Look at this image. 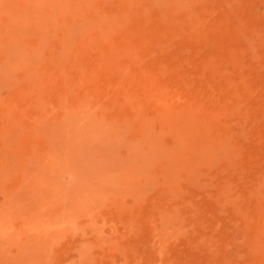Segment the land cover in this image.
<instances>
[{"label": "rangeland", "instance_id": "rangeland-1", "mask_svg": "<svg viewBox=\"0 0 264 264\" xmlns=\"http://www.w3.org/2000/svg\"><path fill=\"white\" fill-rule=\"evenodd\" d=\"M3 231L0 264H264V0H0Z\"/></svg>", "mask_w": 264, "mask_h": 264}, {"label": "bare ground", "instance_id": "bare-ground-1", "mask_svg": "<svg viewBox=\"0 0 264 264\" xmlns=\"http://www.w3.org/2000/svg\"><path fill=\"white\" fill-rule=\"evenodd\" d=\"M52 9V8H51ZM54 15V14H53ZM103 22V21H102ZM48 26V25H47ZM93 26V25H92ZM78 27V26H77ZM12 60V59H11ZM11 68H12V66H10ZM66 128H69V127H66ZM70 128H72V127H70ZM71 130V129H70ZM96 133V132H95ZM71 134V133H70ZM92 134V133H91ZM92 136V135H91ZM93 136H94V134H93ZM66 138V137H65ZM91 140V139H90ZM67 142V141H66ZM67 145V144H66ZM95 145V144H94ZM79 147V146H78ZM92 147V146H91ZM98 148V147H97ZM86 150V149H85ZM97 150V149H96ZM78 151H79V148H78ZM83 151V150H82ZM77 153H79V152H77ZM83 153V152H82ZM85 153V152H84ZM56 154V153H55ZM79 155V154H78ZM83 156H85V155H83ZM89 156V155H88ZM75 158V157H74ZM88 158V157H87ZM73 159V158H72ZM77 159H79V158H77ZM83 159V158H82ZM85 160V159H84ZM74 161H76L75 159H74ZM78 161V160H77ZM84 162V161H83ZM88 162V161H87ZM77 164V163H76ZM93 165V164H92ZM76 166V165H75ZM114 166V165H113ZM77 167V166H76ZM109 167H111V166H109ZM85 168V167H84ZM113 168H115V166L113 167ZM72 169V168H71ZM80 169H81V167H80ZM73 170V169H72ZM79 170V169H78ZM89 170V169H88ZM109 170V169H108ZM81 171H82V169H81ZM96 172V171H95ZM109 172V171H108ZM103 173V172H102ZM112 173H113V171H112ZM85 174H87V172H85ZM101 174V173H100ZM42 176V175H41ZM86 176V175H85ZM105 176V175H104ZM103 176V177H104ZM36 178V177H35ZM43 178V177H42ZM42 178L40 179V180H42ZM78 178H79V176H78ZM77 178V179H78ZM33 180V179H32ZM106 180V179H105ZM113 181V180H112ZM41 185V184H40ZM50 187V186H49ZM36 188V187H35ZM44 194H46V193H44ZM58 195V194H57ZM73 195V194H72ZM41 196V195H40ZM67 196V195H66ZM74 196H76V195H74ZM79 198V197H78ZM81 198V197H80ZM28 199V198H27ZM63 199H66V201H65V203H64V200H62V202L63 203H61V207H57L58 209L60 208V210L59 211H54V215H52L51 217H53L52 219H51V217H50V220L46 223H44V222H42V219H41V215H38L37 214V212H36V209H35V211L33 212V214H32V216H28L25 220H27L26 221V229L25 230H27L28 232H30V231H37V230H41L42 232L44 231V232H49V231H51V230H53V231H55V229H57V228H60L61 226H63L64 225V223L66 222V220L68 219V212H67V208H66V202H67V198L65 197H63ZM89 199V198H88ZM72 200V199H71ZM70 200V201H71ZM79 200V199H78ZM81 200V199H80ZM90 200V199H89ZM23 201V200H22ZM27 201V200H26ZM31 201V200H30ZM79 202V201H78ZM72 203V202H71ZM23 204V203H22ZM67 204H68V202H67ZM73 204V203H72ZM82 204V203H81ZM34 206V205H33ZM69 206H71V205H69ZM69 206H67V207H69ZM31 207V206H30ZM38 207H40V206H38ZM37 207V208H38ZM54 207V206H53ZM27 208H29V207H27ZM33 208H36V207H33ZM56 208V207H55ZM26 209V208H25ZM80 209V208H79ZM30 210V209H29ZM52 210H54V209H52ZM70 210V209H69ZM72 210H73V207H72ZM47 211V210H46ZM71 211V210H70ZM79 211V210H78ZM18 212V211H17ZM44 212V211H43ZM51 212V211H50ZM6 213H8V211L6 212ZM21 213V212H20ZM52 213V212H51ZM74 213V212H73ZM5 214V213H4ZM19 214V213H18ZM43 214H45V212L43 213ZM42 214V215H43ZM50 215V214H49ZM13 216V215H12ZM12 216H9V217H12ZM22 216V215H21ZM40 216V217H39ZM44 216V215H43ZM45 216H46V214H45ZM48 216V215H47ZM39 217V218H38ZM5 218V217H4ZM45 218V217H44ZM69 218H71V216L69 217ZM10 219V218H9ZM6 221V220H5ZM10 221V220H9ZM55 227V228H54ZM4 229V228H3ZM2 229V230H3ZM60 230V229H59ZM52 231V232H53ZM12 232V231H11ZM17 232V231H16ZM4 231L3 232H0V237L2 238L3 236H4ZM46 234V233H45ZM7 235H9V232L7 233ZM32 237V236H31ZM48 237V236H47ZM46 238V237H45ZM44 238V239H45ZM30 239V238H29ZM34 239V238H33ZM33 239H32V241H33ZM41 240H43L42 238H40ZM27 240V239H26ZM31 240V239H30ZM1 241V240H0ZM31 241V242H32ZM28 243H29V241H28ZM38 243V242H37ZM23 244V243H22ZM40 244V243H39ZM23 245H26V244H23ZM20 247V246H19ZM6 250V249H5ZM23 250V249H22ZM26 252V251H25ZM3 254V253H2ZM5 256V255H4ZM5 264V263H4Z\"/></svg>", "mask_w": 264, "mask_h": 264}]
</instances>
